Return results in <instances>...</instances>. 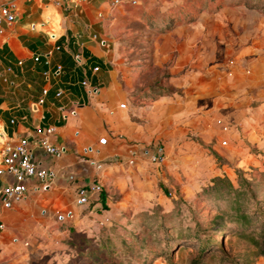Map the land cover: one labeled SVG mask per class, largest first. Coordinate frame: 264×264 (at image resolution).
I'll return each mask as SVG.
<instances>
[{
  "label": "crops",
  "instance_id": "0c3cea01",
  "mask_svg": "<svg viewBox=\"0 0 264 264\" xmlns=\"http://www.w3.org/2000/svg\"><path fill=\"white\" fill-rule=\"evenodd\" d=\"M131 1L0 0L13 3L15 14L0 34V168L1 151L26 137L34 162L55 173L48 190L42 191L32 180L22 200L0 209V264H20L25 247L52 231L55 214L70 210L78 222L85 218H79L83 209H99L103 199L97 204L77 203L78 186L99 182L103 204L113 193L119 194L120 206L142 201L151 196L156 180L165 177L162 166L173 173L185 166H203L214 162L212 153L228 158L240 146L236 133L220 131L218 116L248 126L247 113H262L258 108L250 111L247 102L264 97L260 75L256 80L233 81L234 89L226 84L225 92L209 80L187 78L182 93L140 102L133 93L137 88L133 68L121 66L107 37L113 14ZM239 8L225 9L264 20L259 9ZM260 30L258 35L264 38ZM262 52V44L244 48L243 63L263 69L261 55H247ZM180 66L178 61L175 67ZM85 78L94 93L82 85ZM59 89L63 93L57 97ZM236 89L242 95L236 96ZM48 127L55 129L50 141L66 148L59 157L36 144ZM226 136L234 145L231 150L220 144ZM158 146L164 161L154 164L149 156ZM7 182L8 174L0 173V190Z\"/></svg>",
  "mask_w": 264,
  "mask_h": 264
},
{
  "label": "rangeland",
  "instance_id": "374dc122",
  "mask_svg": "<svg viewBox=\"0 0 264 264\" xmlns=\"http://www.w3.org/2000/svg\"><path fill=\"white\" fill-rule=\"evenodd\" d=\"M242 6L264 14V0L255 8L247 3L230 6L227 0H133L117 9L108 23L107 37L121 66L127 63L133 68L135 97L149 103L158 96L182 93L187 78L209 80L223 92L226 84L234 89L235 80L264 76V68L243 63L242 53L246 47L264 45V38L258 35L260 28L264 35V20L248 19L242 10L225 9ZM192 16L198 17L195 22L185 21ZM177 17L181 22L175 21L177 26H186L177 32L161 30ZM247 55H261L264 60V52ZM178 61L179 68L175 67ZM235 95L242 93L236 89ZM247 102L250 111L258 108L262 113H247L248 126L227 120L232 127L237 125L231 131L241 140V147L228 158L212 153L213 163L177 168L174 173L162 166L159 170L165 171V177L156 180L149 198L120 206L119 194H110L99 209H83L79 213L80 219L85 216L82 221L73 220L70 210L55 214L52 231L25 247L20 264H70L81 258L80 253L92 252L96 247L93 238L111 243L106 251H111L115 262L167 264L166 255L172 249L176 264H188L198 249L192 238L197 225L205 224L215 213L212 207L219 203L209 190L213 177H226L234 184L243 179L256 198L264 200V97L261 102ZM218 118L224 119L222 115ZM251 128L254 131L249 137ZM233 146L229 141L225 147L231 150ZM224 247L238 264H264V256H256L254 247L243 240L226 238ZM95 254L102 262L110 261L103 249Z\"/></svg>",
  "mask_w": 264,
  "mask_h": 264
},
{
  "label": "trees",
  "instance_id": "16d2710c",
  "mask_svg": "<svg viewBox=\"0 0 264 264\" xmlns=\"http://www.w3.org/2000/svg\"><path fill=\"white\" fill-rule=\"evenodd\" d=\"M260 1L227 0V4L235 6L247 3L251 8H255ZM194 18L195 16L188 17L185 21L191 22ZM169 20L172 21V24L169 27L164 25L161 30L165 31L167 28L176 27L178 24L176 22L181 23L178 17ZM249 185L250 183L243 179L237 184L226 177L216 176L211 179L209 190H212L215 203H219L212 207L215 213L206 218L205 224L197 225L192 238L197 241L198 249L191 256L188 264H212L214 262L215 264H238L224 247L226 238L243 240L254 247L256 256H264V200L261 201L256 198L255 192ZM104 198L105 193L102 191L103 203ZM221 200L224 201V205H222ZM213 237H218V241ZM92 240L96 244L92 252L80 253L82 254L81 258L71 260L70 264H124L112 260L111 251H106L111 243L102 244L98 238ZM85 241H89V239L87 238ZM101 249L106 254L108 252L109 255L106 259H109V262H102L100 256L95 254V250L100 252ZM172 252L173 250L170 249L166 255L167 264H176ZM77 255L79 254L77 253Z\"/></svg>",
  "mask_w": 264,
  "mask_h": 264
},
{
  "label": "built area",
  "instance_id": "2783aa9c",
  "mask_svg": "<svg viewBox=\"0 0 264 264\" xmlns=\"http://www.w3.org/2000/svg\"><path fill=\"white\" fill-rule=\"evenodd\" d=\"M78 1L83 2L85 0ZM13 7L14 4L11 2H0V34L4 32V24H10L15 20ZM75 58H79V55L76 54ZM37 59L38 57H35V60ZM21 63L22 61H19V64ZM57 69L61 70V66L58 65ZM98 69L99 67L94 68L95 71ZM82 85L86 87L90 94L96 91L87 78L82 80ZM46 92L47 89H44L43 95H45ZM62 93L63 91L59 89L56 96L60 97ZM38 103H43V97L39 99ZM71 113L74 114L76 111L73 110ZM216 122L220 127V131L226 135L232 132V128L237 130V125L232 127V124L226 122L222 118H218ZM54 132V127L46 128L43 135L36 140V144L49 155L59 157L65 152L66 148L63 145H55L50 141L49 137L54 134ZM228 142V137H225L220 141V144L226 146ZM1 157L2 167L0 168V173L6 172L9 176V182L1 187L0 209L10 208L13 203L22 200L32 180L39 182V189L42 191H46L50 187L51 180L54 178L55 173L51 169L39 166L34 162L29 141L26 137L19 138L12 146H6L1 151ZM149 161L154 164H159L164 161V152L161 146H158L157 149L150 154ZM129 163H133V158L129 160ZM97 167H100V164H98ZM102 191V185L99 182L80 185L76 189L77 203L80 205L101 203ZM0 227H2V225Z\"/></svg>",
  "mask_w": 264,
  "mask_h": 264
}]
</instances>
